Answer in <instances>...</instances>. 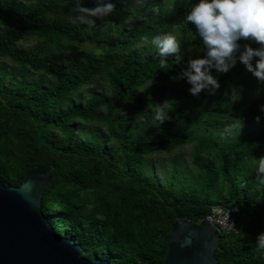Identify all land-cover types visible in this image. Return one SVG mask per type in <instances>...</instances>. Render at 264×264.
Segmentation results:
<instances>
[{
    "label": "trees",
    "instance_id": "obj_1",
    "mask_svg": "<svg viewBox=\"0 0 264 264\" xmlns=\"http://www.w3.org/2000/svg\"><path fill=\"white\" fill-rule=\"evenodd\" d=\"M140 1L111 0L113 12L87 26L70 20L74 0H0V60L12 66L0 71V182L19 187L48 173L42 213L89 260L158 264L179 220L198 222L193 214L220 205L236 209V232L220 233L217 263L264 264L254 246L264 232L255 175L264 117L254 119L264 82L237 62L227 73L212 70L215 94L191 96L174 78L203 55L183 22L194 0ZM157 31L174 33L179 64L169 57L161 69L155 47L141 40ZM170 82L181 91L165 96ZM165 101L169 119L158 126L152 110ZM158 159L168 170L163 181L154 174Z\"/></svg>",
    "mask_w": 264,
    "mask_h": 264
},
{
    "label": "clouds",
    "instance_id": "obj_2",
    "mask_svg": "<svg viewBox=\"0 0 264 264\" xmlns=\"http://www.w3.org/2000/svg\"><path fill=\"white\" fill-rule=\"evenodd\" d=\"M82 4L83 0H74V15L70 20L77 25L92 26L95 23L92 18L106 17L115 8L111 0H97L92 8ZM183 22L193 27L203 53L202 57L188 59L174 78L189 85L187 92L191 96L199 95L202 90L215 94L220 85L212 70L227 73L237 62L258 82H264V0H194ZM141 40L155 47L161 69L166 67L169 57L177 64L181 62L179 42L170 32L157 31L151 37L142 36ZM242 41L246 43L242 45ZM169 104L170 101L155 104L152 119L158 126L169 119ZM258 111L260 115L254 118L257 123L264 117V105H259ZM255 175L258 185L264 186V157L258 159ZM254 246L257 253L264 255V232L257 235Z\"/></svg>",
    "mask_w": 264,
    "mask_h": 264
},
{
    "label": "water",
    "instance_id": "obj_3",
    "mask_svg": "<svg viewBox=\"0 0 264 264\" xmlns=\"http://www.w3.org/2000/svg\"><path fill=\"white\" fill-rule=\"evenodd\" d=\"M48 183V173L33 174L19 187L0 182V264H110L86 259L80 245L54 232L41 210ZM193 218L200 221H178L158 264H218L214 252L220 234L205 214H193Z\"/></svg>",
    "mask_w": 264,
    "mask_h": 264
},
{
    "label": "rangeland",
    "instance_id": "obj_4",
    "mask_svg": "<svg viewBox=\"0 0 264 264\" xmlns=\"http://www.w3.org/2000/svg\"><path fill=\"white\" fill-rule=\"evenodd\" d=\"M138 2H141L140 0H138ZM150 17H153L154 16V12H151L149 14ZM125 28L126 29H129L130 26L132 25L131 24V21L130 20H126L125 21ZM174 35V33H171ZM33 43H26V44H22L23 47H29L31 46ZM12 68L11 64L8 62V61H4V60H0V71L2 72H8L10 69ZM7 81V79H6ZM96 90L98 91L99 88L96 87ZM88 91V89H84L83 90V93L85 94L86 92ZM181 91L180 88H177L175 87L174 84H172L171 82L168 83L167 85H165L164 87H162V92L164 93L165 96H168L170 93L172 92H179ZM231 133V130L229 129H224L223 130V134L224 135H229ZM89 137V135H86V139ZM179 153L181 155V167L183 169H187L188 167V164L190 162V146L189 145H186L184 146L183 148L179 149ZM161 160L158 159L156 160V162L153 164V168H154V174L155 176L163 181L164 180V177L165 175H167L168 173V170L166 168V166L162 165Z\"/></svg>",
    "mask_w": 264,
    "mask_h": 264
},
{
    "label": "built area",
    "instance_id": "obj_5",
    "mask_svg": "<svg viewBox=\"0 0 264 264\" xmlns=\"http://www.w3.org/2000/svg\"><path fill=\"white\" fill-rule=\"evenodd\" d=\"M236 209L212 207L205 214V219L216 229L217 233L233 234L236 232L234 214Z\"/></svg>",
    "mask_w": 264,
    "mask_h": 264
},
{
    "label": "flooded vegetation",
    "instance_id": "obj_6",
    "mask_svg": "<svg viewBox=\"0 0 264 264\" xmlns=\"http://www.w3.org/2000/svg\"><path fill=\"white\" fill-rule=\"evenodd\" d=\"M197 222V221H196Z\"/></svg>",
    "mask_w": 264,
    "mask_h": 264
}]
</instances>
